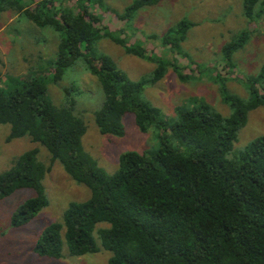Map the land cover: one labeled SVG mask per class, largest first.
Wrapping results in <instances>:
<instances>
[{
	"label": "trees",
	"instance_id": "obj_1",
	"mask_svg": "<svg viewBox=\"0 0 264 264\" xmlns=\"http://www.w3.org/2000/svg\"><path fill=\"white\" fill-rule=\"evenodd\" d=\"M69 1L0 0V13L17 10L35 25L60 33L54 80H60L78 59L84 61L103 94L102 104L93 113L101 134L122 136V117L132 113L141 132L151 126L157 129L158 146L150 154L120 153L117 169L107 173L82 146L86 125L76 113L74 87L65 89L66 103L55 105L42 77L14 80L6 75L2 80L0 71V124L10 125L6 141L29 136L50 154V163L45 164L38 159L37 149L31 148L0 172V200L18 189L34 192L13 212L11 225H25L47 204L41 181L51 163L59 160L72 179L89 188L90 195L70 201L62 220L43 229L34 245L38 255L62 257L63 242L71 256L95 253L99 247L94 230L106 222L107 226L97 229L102 247L111 252L106 264H264V134L250 140L238 155L231 154L249 111L264 109V86L259 84L264 80V64L246 80V99L219 86L222 101L231 109L228 115L202 102L176 105L175 118L169 121L139 95L162 79L168 66L186 79L179 64L167 65L147 55L142 46L128 44L123 28L115 34L101 26L88 0ZM158 1L133 0L117 16L127 22L139 9ZM242 11L252 21L264 12V0H242ZM191 26L184 19L169 26L162 43L171 49L179 47ZM249 36L244 28L222 45L225 76H233V55ZM102 37L128 54L154 62V68L131 80L112 58L96 53L95 45ZM225 76L221 70L215 74L222 81Z\"/></svg>",
	"mask_w": 264,
	"mask_h": 264
},
{
	"label": "rangeland",
	"instance_id": "obj_2",
	"mask_svg": "<svg viewBox=\"0 0 264 264\" xmlns=\"http://www.w3.org/2000/svg\"><path fill=\"white\" fill-rule=\"evenodd\" d=\"M132 1L102 0L94 3L88 0L87 4L100 16L101 26H106L115 34L123 28L122 36H125L128 44L142 46L147 55L153 54L167 65L176 61L187 75L182 80L168 66L162 79L143 89L140 99L159 108L164 118L172 121L176 105L191 107L202 102L228 115L231 109L221 99V85H225L233 95L243 99L248 97L246 80L255 76L264 64V12L249 21L244 17L242 0H159L154 5L139 9L127 22L119 19L117 13H121ZM69 2L73 3L74 0ZM182 19L192 22V26L186 31L179 47L171 49L162 43V35L169 26ZM244 28L250 31L249 39L233 55L235 67L230 70L233 76H225L222 72L226 68L221 59V47ZM60 36L50 26L35 25L22 12L12 9L2 11L1 79L4 80L6 75L14 77V80L40 76L45 80L48 97L55 105L66 103L65 89L74 87L76 90L72 91V95L76 113L86 125L82 146L107 173L117 169L119 154L124 151L154 152L158 146L157 129L151 126L147 132H141L132 113L122 117V136L99 132L93 113L102 104L103 94L99 82L82 59L68 66L60 80L53 79ZM95 49L96 53L112 58L131 80L148 74L155 66L154 62L126 53L108 37H102ZM219 70L222 77H226L224 81L215 77ZM259 84L264 86V80H260ZM9 132V124H0V172L8 169L16 157L31 148L37 149L41 162L50 163V154L44 145L32 142L29 136L6 141ZM262 134L264 109L257 107L249 111L246 124L238 131L231 154L238 155L250 140ZM41 184L47 204L25 225L12 226L10 217L34 192L26 188L18 189L0 200V264H106L111 252L102 247L97 237V229L107 226L106 222L98 223L94 230L99 247L95 253L71 256L65 242L60 258L40 256L34 251L43 229L52 222L62 220L68 203L84 200L90 195L89 188L72 179L59 160L51 163V169Z\"/></svg>",
	"mask_w": 264,
	"mask_h": 264
}]
</instances>
